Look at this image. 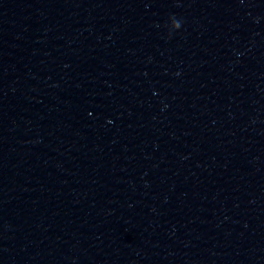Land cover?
Wrapping results in <instances>:
<instances>
[{
  "label": "water",
  "instance_id": "water-1",
  "mask_svg": "<svg viewBox=\"0 0 264 264\" xmlns=\"http://www.w3.org/2000/svg\"><path fill=\"white\" fill-rule=\"evenodd\" d=\"M0 264H264V0H0Z\"/></svg>",
  "mask_w": 264,
  "mask_h": 264
}]
</instances>
